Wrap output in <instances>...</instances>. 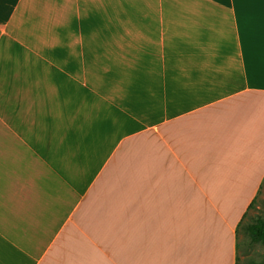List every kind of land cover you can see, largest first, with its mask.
Masks as SVG:
<instances>
[{
    "label": "crops",
    "instance_id": "1",
    "mask_svg": "<svg viewBox=\"0 0 264 264\" xmlns=\"http://www.w3.org/2000/svg\"><path fill=\"white\" fill-rule=\"evenodd\" d=\"M263 182L264 0H0V264H236Z\"/></svg>",
    "mask_w": 264,
    "mask_h": 264
},
{
    "label": "rangeland",
    "instance_id": "2",
    "mask_svg": "<svg viewBox=\"0 0 264 264\" xmlns=\"http://www.w3.org/2000/svg\"><path fill=\"white\" fill-rule=\"evenodd\" d=\"M257 196L254 205L249 211L247 210L248 213L242 227L239 228V233L237 236V241L240 244V247L237 251V255L239 256L238 264L264 261V244L254 243L245 229V227L249 223L253 222L256 218H264V182Z\"/></svg>",
    "mask_w": 264,
    "mask_h": 264
},
{
    "label": "trees",
    "instance_id": "3",
    "mask_svg": "<svg viewBox=\"0 0 264 264\" xmlns=\"http://www.w3.org/2000/svg\"><path fill=\"white\" fill-rule=\"evenodd\" d=\"M262 188V185H261ZM258 197V196H257ZM257 197L252 201L251 205L249 206L248 211L250 210V208L254 205ZM248 211L244 214L243 219L240 221L238 228H237V236L239 233V228L242 227L243 222L247 216ZM247 233L249 234L251 240L254 243H261L264 244V218H256L253 222L249 223L246 227H245ZM240 247V244L237 241V251ZM239 262V256L237 255L236 258V264H238ZM248 264H264V261L262 262H250Z\"/></svg>",
    "mask_w": 264,
    "mask_h": 264
},
{
    "label": "bare ground",
    "instance_id": "4",
    "mask_svg": "<svg viewBox=\"0 0 264 264\" xmlns=\"http://www.w3.org/2000/svg\"><path fill=\"white\" fill-rule=\"evenodd\" d=\"M6 176H8V174Z\"/></svg>",
    "mask_w": 264,
    "mask_h": 264
}]
</instances>
